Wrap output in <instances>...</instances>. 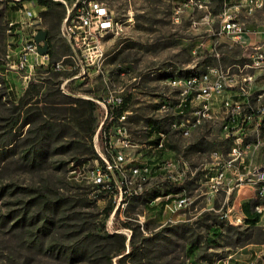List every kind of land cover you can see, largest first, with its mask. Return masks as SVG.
Segmentation results:
<instances>
[{
	"label": "rangeland",
	"instance_id": "rangeland-1",
	"mask_svg": "<svg viewBox=\"0 0 264 264\" xmlns=\"http://www.w3.org/2000/svg\"><path fill=\"white\" fill-rule=\"evenodd\" d=\"M41 1L0 0V143L4 144V149L11 150L0 159V264H96L86 260L69 263L57 252H52L68 238L65 234L62 242L59 241L57 226H61L62 219L73 216H81L85 222L94 223L98 231L123 233L128 238L133 232L138 238L150 237L165 230L176 234L177 226L186 224L189 233L184 236L179 231L176 236L180 240L172 249V256H179L180 261L186 264H214L232 256L231 264L253 259H258V264H264V242L258 231L250 230L253 232V243L233 244L232 235L226 228L243 216L241 207L239 212L237 208L229 211V221L222 218L224 210H220L219 204L209 198L207 178L202 172L205 168L197 169L195 177L190 174L185 177L182 187L187 190L191 203L175 215L159 206L148 208L154 196L164 194L172 187L171 184L165 187L161 179L166 178L168 171L158 168L149 179L133 175L136 166L154 165L149 158L148 124L151 121L156 122L158 128L168 126L166 121L163 123L159 112L165 101L162 95L167 90V81L216 67L238 72L246 64L243 49L226 39L217 41L212 38L206 25L194 27V22L201 21V11L188 9L182 22L174 24L173 9L185 0H96L108 6L114 18L121 21L122 31L105 39L99 69L86 65L91 60L87 57L85 61L80 55L84 64V70H81L77 66L78 60L69 57L73 51L61 34L68 9L77 0H53L59 5L58 11H64L62 22L51 28L49 51L55 55L53 58L39 57L41 65H36L33 71L29 68L20 71L16 64L23 45L33 40L39 31L50 29L49 23H45L42 17L46 8ZM7 11L12 14L8 25L4 21ZM219 11L220 7L213 3L212 13L217 15ZM243 20L248 27H256H249L252 31L262 29L264 6L253 16L243 17ZM220 26L221 22L217 19L214 29ZM216 52L218 57L214 56ZM51 61L64 66L58 71L60 77L47 73ZM73 66L76 68L71 71ZM247 71L253 72L250 69ZM78 74L82 76L67 81ZM26 76L30 78L25 79ZM30 82L39 86L41 94L31 99L24 98ZM107 87H110L111 95L125 93L132 98L128 128L135 146L123 169L114 167L110 173L104 169L100 155L115 164L112 151L105 150L102 141L95 145L94 136L91 138L80 132L65 117L64 111L75 108L77 104L54 106L47 97L60 91L66 97L100 99ZM54 100L69 102L63 96ZM103 115V110L97 105L96 131ZM25 120H34L35 124L30 126L25 124ZM50 124L62 125L59 129L64 140L54 139L48 148L43 145L46 151L36 155L37 164L33 166L25 156L30 152V159L34 158L35 148L39 149L41 132H44L41 128ZM217 127L204 125L186 138L170 134L171 159L184 160L192 170L208 165L211 151L225 149L229 145L221 141ZM73 140L84 146L80 150H61L62 146H69L65 142ZM115 146L119 147L117 138ZM84 150L88 151L80 157L81 163H71L72 158L79 157L78 153ZM94 154L99 156L100 161ZM98 168L102 173L105 171L101 182H96ZM244 196L235 194L234 204L243 203ZM49 199L60 204L58 212L45 205L44 200ZM249 199L252 202L253 198ZM109 206L113 212L106 219L105 209ZM243 213L251 217L256 215L251 203L246 204ZM170 217L174 222H167ZM23 218L25 223L21 222ZM125 223L130 225V229L124 228ZM232 226L244 231L249 225L245 221V224ZM185 242L194 243L192 251Z\"/></svg>",
	"mask_w": 264,
	"mask_h": 264
},
{
	"label": "built area",
	"instance_id": "built-area-1",
	"mask_svg": "<svg viewBox=\"0 0 264 264\" xmlns=\"http://www.w3.org/2000/svg\"><path fill=\"white\" fill-rule=\"evenodd\" d=\"M213 3L212 0H199V2L185 0L182 5L174 7L172 21L174 24H180L188 9L203 12L200 23L194 22V27L199 24L206 25L211 31L212 38L217 41L226 39L239 45L244 51L246 64L238 72L225 71L216 67L209 68L205 78L177 80L182 86V100H174V97H170L169 94H163L162 98H168V106L160 110L163 111V117L172 116L174 112H181V122L170 133L159 134L158 147L161 152V161L151 160L154 165L147 163L141 169H134V176H138V170H148V177L142 178L149 179L155 175L156 169L171 161V152L164 148V136L190 131L192 127H186V120H193L195 125L199 117L208 115L209 102H216L222 112V122L217 127L220 139L224 142V137H231V145H227L225 149L217 148L211 151L209 164L194 169L197 176V169L213 168V175L206 177L209 198L219 204L220 210H224L222 218L229 221V211H235L237 208L239 212V207L246 204L247 195H255V200L258 197H264V142L258 140L259 129L264 128V123H261V115L264 112V28L254 31L237 29L238 21L234 20V12H237L235 1L224 0L217 15L212 13ZM242 4H248V12H253L256 7L264 6V0H243ZM113 19L112 11L106 8L104 3L96 0H77L68 9L61 26V34L73 51V55L69 57H72L74 61L78 60L77 66L81 67V70H84V64L80 55L85 58V61L87 57L91 60V63L86 62V65L99 69L105 39L118 35V30L113 27ZM217 19L221 22V26L216 30L214 24ZM214 56L218 57L219 54L216 52ZM39 57L49 56L39 55L35 36L33 40L23 45L16 64L17 70L23 71L29 68L33 71L36 65H41L38 61ZM34 59L35 62H32ZM63 67L61 63H57L55 70L59 71ZM75 68L73 66L70 70ZM248 69L253 72H248ZM81 76L82 74L72 76L67 81ZM210 76H217L219 85H211ZM28 78L30 76L25 77V79ZM233 79H240V86H238L240 94H233V89H229V80ZM126 97L125 93L110 95V87H107L105 95L100 99L86 97L94 101L104 113L94 135V143L96 145L102 141L105 150L110 149L113 153L115 164L100 155L107 173L112 172L114 167L122 170L123 164L131 154L130 151L135 147L128 128L130 107L119 113L125 104ZM245 135H254V142H245ZM115 138L123 139V148H116ZM212 153H219L221 164L212 163ZM186 166L185 161L182 160L180 168L172 177L161 178L165 187L167 184L181 185L185 182ZM104 173V170L103 173L101 172V168L96 170V182L102 181ZM235 194L245 195L243 203L234 204ZM190 201L191 198L187 195L186 197H169L155 204H149L148 208L159 206L165 212L175 215L187 207ZM262 217H264V209L261 210ZM245 220H248L245 216H239L237 223H229L245 224ZM167 222H174V220L170 217ZM258 257L261 256L258 255ZM231 258L232 256L214 264H231ZM236 264H258V259Z\"/></svg>",
	"mask_w": 264,
	"mask_h": 264
},
{
	"label": "trees",
	"instance_id": "trees-1",
	"mask_svg": "<svg viewBox=\"0 0 264 264\" xmlns=\"http://www.w3.org/2000/svg\"><path fill=\"white\" fill-rule=\"evenodd\" d=\"M212 1L216 3L220 8L224 2V0ZM228 1L234 2L236 0ZM41 5L46 8V10L42 12L44 22L49 23L50 25V29L46 30L47 42L48 45H50V39L52 36L51 28H53L54 25H58L62 22L64 18V11H58L57 8L59 7V5L53 0H42ZM11 16L12 14L10 13V11H7L6 19L4 18V21L7 25L10 22ZM54 55L55 54L50 50L48 56L50 58H53ZM55 68L56 63L51 61L48 65V68L46 69L47 73L60 77L58 71H56ZM39 94H41L39 86L37 84H34L33 82H30L26 89L24 98L29 97L31 99ZM59 96H63L65 99H68L69 102H57L56 100H54ZM47 97H50L49 103L54 106L70 103L77 104L75 108L67 109L64 111L65 117H68L70 123L73 124V126H75V128H77L80 132L85 133L86 135H90L91 138L94 136L96 132L95 111L97 110V104L94 101L71 96L66 97L60 91L56 94L48 95ZM131 101L132 98L130 95H128L126 97L125 104L119 113L127 110L130 107ZM52 111H56V109H52ZM25 124L31 126L35 124V121L25 120ZM148 125L150 131H154L156 128H158L156 122L149 121ZM61 127L62 125L50 124V126H43L41 128V130H44V132H41L42 137L40 139V145L37 146L39 147V149L35 148V155L33 156L34 158L30 159V152L25 156L26 159L31 161V165L35 166L37 164L36 155H39V153L42 154L44 153V151H46L43 145L47 146L48 148L50 147V143H52L54 139H60V142L64 140V137L61 138L63 134V132L59 129ZM65 144H68L69 146L61 147V150L64 152H66V149L70 151L72 148L80 150L82 146H84L82 144H79V142H75L74 140L67 143L65 142ZM3 145L4 144L0 143V159L5 157L11 151L10 149H4L3 147L5 146ZM86 151L88 150L80 151V153H78L79 157L72 158L71 163L76 162L77 165L80 164V157L83 156L84 152L86 153ZM94 155L95 158L100 161L99 156L97 154ZM44 201L46 206H50L52 207L51 209H54L58 212L60 207L59 203H54L50 199L49 201ZM246 204L243 205V209L245 210ZM145 206L147 207V205ZM112 212L113 208L110 206L107 207L105 209V218L108 219L111 216ZM21 222L25 223V219L23 218ZM246 222L249 223V226L244 231H239L235 226L232 225L226 228V231L232 235L231 239L233 240V244L246 245L248 243H253V232H250V230L258 231V235L263 238L262 242H264V227L256 226L257 219L248 218ZM60 225L61 226H57L58 233L60 234L59 241L62 242V237L65 234L68 238L60 243V248H55L52 252H57L59 256H61L65 260H68L69 263L86 260L92 261L96 264H186L184 261H180L179 256H172L173 246L175 245V242L180 240L176 236V234L179 231H182L184 236L189 233V229L186 224L177 226L176 229L178 230V232L176 234L174 232L165 230L157 234H153L150 237L140 236V238H138L135 232H133L131 238H128L123 233H109L107 231H98V229H95L94 223L85 222L81 218V216H73L62 219L60 221ZM103 225L105 226V223H103ZM124 228L130 229V225L128 223H125ZM185 243L186 246L189 245V250L192 251L194 248V243Z\"/></svg>",
	"mask_w": 264,
	"mask_h": 264
},
{
	"label": "bare ground",
	"instance_id": "bare-ground-1",
	"mask_svg": "<svg viewBox=\"0 0 264 264\" xmlns=\"http://www.w3.org/2000/svg\"><path fill=\"white\" fill-rule=\"evenodd\" d=\"M242 1L243 0H239V1L236 0L235 2V7H237V12H234V20L238 21L237 29H245L246 31H250L247 28L246 23L240 19L239 14L242 11H244L247 15H253L257 10L262 9L263 7H256L253 12H248V4H242ZM191 2H199V0H191ZM105 7L108 8L106 5ZM113 27L116 30H118V34H119V32L122 31L121 21L114 18ZM206 76H207V72H192L186 77L169 79L166 84L167 90L165 94H169L170 97H174V100H182V86L179 85V82L177 80H190V79H196V78H205ZM210 83L211 85H219V78H217V76H210ZM238 86H240V79L229 80V89L236 88L237 93L235 94H240V87ZM166 106H168V98H165L164 103L161 104L159 108V112L161 113L162 118H163L162 120H164L163 123H165L166 121L168 123V126L167 127H165L166 125L163 127L161 126L159 128H156L154 131L153 130L150 131L149 129V132H148V142H149L148 147L150 151L149 158L154 161H161V152L158 147L159 134L170 133L172 130L175 129L176 125H178V123L181 122V112H174L172 116L163 117V111L160 109ZM221 122H222L221 107L217 106L216 102H209L208 115H205L204 117H199L195 121V125H193V120H186V127H192L191 130L187 132H180L176 135L186 138V137L191 136L193 132L198 130L200 127H203L204 125L209 124L213 126H219ZM261 123H264V112H262V115H261ZM258 140H260V142H264V128L259 129ZM117 142L119 143V147L117 148H123V139L117 138ZM224 142L229 143V145H231V137H224ZM245 142H254V135H245ZM170 144H171L170 134L165 135L164 136V148H167L169 152H171ZM212 163L221 164V157L219 153H212ZM185 165H187L186 170H185V177L188 176V174L195 177V170L194 169L192 170V168L188 165L187 162H185ZM142 167L143 166H136L134 167V169H141ZM179 167H180V160L171 159V161L163 164L162 167H159V170L163 172L168 171V174L165 176L167 178V177H172V175L178 171ZM134 169H133V172H134ZM202 172H205L206 177H208L210 175H213V168H205L202 170ZM138 176H144V177L148 176V170H138ZM182 183L181 185L171 184L172 187L168 191H166L164 194L154 196L150 200L149 204H155L159 200L169 198V197H186L187 190L184 187H182L183 185ZM246 198L247 199L253 198L251 202L253 212L258 216L259 219H261V210L264 209V197H258L256 198V200H255V196L246 197ZM150 208L152 209L154 207H150ZM241 212H242V215L245 216L243 213V207H241Z\"/></svg>",
	"mask_w": 264,
	"mask_h": 264
},
{
	"label": "water",
	"instance_id": "water-1",
	"mask_svg": "<svg viewBox=\"0 0 264 264\" xmlns=\"http://www.w3.org/2000/svg\"><path fill=\"white\" fill-rule=\"evenodd\" d=\"M36 44H37L39 55L47 56L49 53V45L47 42V32L46 31H39L37 33Z\"/></svg>",
	"mask_w": 264,
	"mask_h": 264
},
{
	"label": "crops",
	"instance_id": "crops-1",
	"mask_svg": "<svg viewBox=\"0 0 264 264\" xmlns=\"http://www.w3.org/2000/svg\"><path fill=\"white\" fill-rule=\"evenodd\" d=\"M237 1H239V0H237ZM236 2V1H235ZM108 7V6H107ZM109 8V7H108ZM260 10V9H259ZM258 11V10H257ZM256 13V12H255ZM254 13V14H255ZM253 14V15H254ZM253 15H247L244 11H242L240 14H239V17H240V19L242 20V21H244L243 20V17H251V16H253ZM245 22V21H244ZM246 23V22H245ZM246 26H247V24H246ZM251 29H255L256 27H252V26H249ZM248 26H247V28L250 30V28H249ZM264 28V27H263ZM262 28V29H263ZM250 31H252V30H250ZM190 73H192V72H190ZM189 73V74H190ZM231 89H233V94H235V93H237V90H236V88H231ZM257 160V159H256ZM259 163V162H258ZM246 203H251V201H249V199H247L246 198ZM245 215V214H244ZM245 217L248 219V218H250V219H257V223H256V225H258V226H264V217H262L261 219H259L258 218V216L257 215H255L254 217H251V216H246L245 215ZM246 225H249V223H247L246 222ZM242 249H244V247H241Z\"/></svg>",
	"mask_w": 264,
	"mask_h": 264
}]
</instances>
